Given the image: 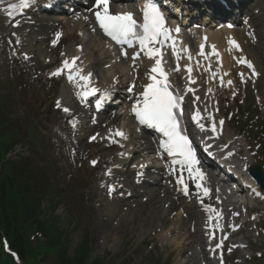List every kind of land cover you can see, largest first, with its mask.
<instances>
[{
  "label": "snow or ice",
  "instance_id": "1",
  "mask_svg": "<svg viewBox=\"0 0 264 264\" xmlns=\"http://www.w3.org/2000/svg\"><path fill=\"white\" fill-rule=\"evenodd\" d=\"M4 0H0V4H3ZM34 0H19V3H9L3 11L7 14L9 18L14 16L16 10H22L29 7ZM94 15L96 22L99 24L100 29L111 37L118 44H128L131 46L134 41L138 42L141 50H147L146 55L152 58L159 54L160 50L158 48L150 47L154 44H163L165 41L171 39V30L166 25V17L160 8L151 3V0L146 4L144 9V22L142 25V31H137V22L133 18L132 13H112L110 11V0H94ZM175 31L178 33L179 28ZM60 33H57L59 37ZM55 43V41L53 42ZM203 45L201 49L203 50ZM127 55V53H124ZM215 54V51L213 52ZM137 56L139 53L136 54ZM203 55V51H201ZM27 58V56H25ZM78 57H74L71 61L64 60L63 68H57L52 75H59L63 69H68V80L73 81V71L79 79L87 81L91 76L89 73L87 76L80 75V69L75 66V62ZM247 63V61H244ZM161 61L156 60V66L151 69L152 73L160 72L163 79H157L155 75H151V83H147L141 95L143 97L142 106L136 105L132 107V111L135 113L141 124H145L154 127L159 130L167 139L161 144V147L173 157H178L174 160V163L180 165L182 168L186 167L189 175L191 176L193 172L196 173L197 178L203 179V173L200 171L197 165L199 164L196 158L195 151L192 144L189 141L188 136L182 133L180 127V120L177 115L176 110L180 108V101L177 97L169 91V83L167 81V76L160 71ZM249 67L252 65L249 63ZM190 70V69H189ZM231 83V81H229ZM130 92L132 88L128 89ZM95 89L92 92L87 93V95H92L95 93ZM59 104V102H57ZM64 111H68L67 108ZM199 116V113H197ZM197 116H193L195 120ZM221 124L223 121L220 122ZM203 129L204 125L200 124ZM116 135L123 136L122 132L117 131ZM95 139V137H92ZM92 164L95 165L96 161L93 160ZM179 183L184 184L183 180ZM201 185L197 184V188ZM184 191L187 193L189 191L188 186L184 185ZM205 195L208 193V189H204ZM211 211V209H209ZM211 219V217H209ZM218 227V225H217ZM214 238V236L212 237ZM221 244H217L216 247H221Z\"/></svg>",
  "mask_w": 264,
  "mask_h": 264
},
{
  "label": "rangeland",
  "instance_id": "2",
  "mask_svg": "<svg viewBox=\"0 0 264 264\" xmlns=\"http://www.w3.org/2000/svg\"><path fill=\"white\" fill-rule=\"evenodd\" d=\"M18 111L19 112H17L16 115L22 118L21 122L25 126V128L27 129L28 124L29 123L32 124L31 122L34 121L36 124L35 123L32 124L33 130L38 132L40 129V132L45 142L46 141L49 142V145H48L49 149H45L47 152V159L49 160L50 165L53 167V168L51 167V170L52 172H54V177L60 183V187L63 188V186L67 184L69 176L71 175L72 172L64 171V168L67 164V158L65 156L67 153V149L65 147H55L54 149H52L50 136L48 134V131H46L47 130L46 125L44 123L45 119L50 118V117L49 116L45 117L44 114H41L40 116L33 118L30 113L28 112L25 113L22 106L18 109ZM20 113H23V114H20ZM18 117H15V118H18ZM12 126L16 130L12 135L14 140H17L19 142H24L26 132L23 131V129L21 128V125L17 123L16 125L14 124ZM50 126L51 125H48V127ZM16 148H17L16 151H19L18 150L19 147H16ZM50 165L48 164L47 166L50 167ZM54 167L57 168L59 171L63 172L61 173L62 175L59 172L55 171ZM88 196L91 198L92 193L89 192ZM85 198L86 197H84L83 200H80L81 205H79L78 207L83 206L82 204H84ZM90 208L92 209V206H90L89 204L84 206L82 210V214H81V222L83 224V228L88 230L90 239L92 241L91 259L94 258L95 256H100V255L106 256L107 255L106 261L108 263L109 262L112 263V261H114L115 257L112 258L111 257L112 255H115V254L118 255L121 252L122 254H124L125 258H127L129 252L135 251L136 247L139 246V242L141 240L140 237L142 236L143 232L145 230L146 231L150 230L152 226H155V224L157 223L154 215L147 213V211H145L142 208H138V209H135L136 212L133 215L132 217L133 219L131 221L129 222L122 221L123 223L120 222L117 225H113V226L110 225L109 222H105L111 228L109 230H108V227L106 229H102L100 228V226L98 227V225H100V223L104 221V219L101 216L100 210L92 209L94 211V213H92ZM148 210L149 212H151L150 208H148ZM55 216L57 218L55 219L58 220V223L61 225V227L65 228L66 225H64L63 213L60 211L56 213ZM141 218L142 219L145 218L147 219V221H144ZM141 221L143 222V224ZM76 222L79 226V229H76L74 225H72L71 227V229L74 228L73 230H71L70 228L68 229L69 254L72 252V249L75 246L80 244L81 237L83 235V229H82L81 224L79 223V220H77ZM139 226L140 227L145 226L143 227L144 229L141 231V234H140L141 229L139 228ZM147 226H149L150 229H146ZM112 234H116L118 237V240L115 242L117 245L116 248H112L110 244L112 240L111 238ZM127 243H128V246H126ZM135 255H136L135 259L138 262L141 256V253L136 252ZM158 263L162 264L161 262H158ZM131 264H135V263L131 262ZM142 264H146V262ZM147 264H152V263L147 262Z\"/></svg>",
  "mask_w": 264,
  "mask_h": 264
},
{
  "label": "bare ground",
  "instance_id": "3",
  "mask_svg": "<svg viewBox=\"0 0 264 264\" xmlns=\"http://www.w3.org/2000/svg\"><path fill=\"white\" fill-rule=\"evenodd\" d=\"M8 1H10V0H8ZM5 9V8H4ZM14 18H13V23L12 24H20L21 22H22V19L21 18H19V16L16 14V12H14ZM8 18V16H7V14L2 10V14L0 15V29H2L3 27H4V24L6 23V19ZM216 38H219V37H215L214 39L216 40ZM217 41V40H216ZM93 50H91V49H87L86 51H85V57L87 58V61L89 62L90 60H91V57H90V55H91V52H92ZM219 55L220 56H218V58H217V61L218 62H224V61H226L225 59H224V57H223V54L222 53H219ZM223 67H224V65H223ZM120 71H119V69L118 68H111L110 69V71H106V72H103L102 73V79L103 80H105V75H109V74H112V73H119ZM190 77H191V75H190ZM67 96V95H66ZM133 214H135V212L134 211H132L131 212V217H129L130 219L128 220V221H131L132 220V216H133ZM142 219V218H141ZM142 220H144V221H147V219H142ZM142 222V221H141ZM142 224H143V222H142ZM139 228L142 230L143 229V227L141 226H139ZM168 232H170V230H168V229H166V232H165V234L162 232V234L160 235V237H161V239H164V237L168 234ZM170 235V234H169ZM168 241H170L172 244H171V246H173V247H176V248H178L177 246H179V244H177V242H176V240L175 239H168Z\"/></svg>",
  "mask_w": 264,
  "mask_h": 264
},
{
  "label": "trees",
  "instance_id": "4",
  "mask_svg": "<svg viewBox=\"0 0 264 264\" xmlns=\"http://www.w3.org/2000/svg\"><path fill=\"white\" fill-rule=\"evenodd\" d=\"M26 196V195H23ZM26 209V213H28L30 216L35 217L36 213H37V209L36 206L33 203H27V206L25 207ZM43 232L44 234L49 236V239L51 241H58L59 235L56 231L57 228L54 225H48V226H44L43 225ZM85 259H86V253L79 255L75 258L74 261L70 262L69 264H84L85 263Z\"/></svg>",
  "mask_w": 264,
  "mask_h": 264
}]
</instances>
